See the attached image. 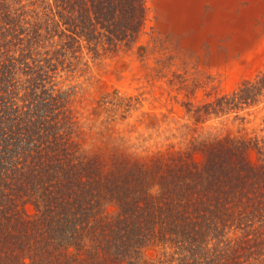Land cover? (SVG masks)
Returning a JSON list of instances; mask_svg holds the SVG:
<instances>
[{
    "label": "trees",
    "instance_id": "obj_1",
    "mask_svg": "<svg viewBox=\"0 0 264 264\" xmlns=\"http://www.w3.org/2000/svg\"><path fill=\"white\" fill-rule=\"evenodd\" d=\"M146 17L145 0H0V264H264V136L86 146L63 76L131 46ZM262 103L264 69L187 114L245 123Z\"/></svg>",
    "mask_w": 264,
    "mask_h": 264
},
{
    "label": "rangeland",
    "instance_id": "obj_2",
    "mask_svg": "<svg viewBox=\"0 0 264 264\" xmlns=\"http://www.w3.org/2000/svg\"><path fill=\"white\" fill-rule=\"evenodd\" d=\"M147 17L131 46L65 74L75 87L86 146L105 152L186 146L193 136H264V103L240 112L246 122L211 116L196 122L188 105L231 93L264 69V0H145ZM130 99L127 118L110 120L99 102L110 94ZM111 97H109L110 99ZM159 251L149 249L147 257Z\"/></svg>",
    "mask_w": 264,
    "mask_h": 264
}]
</instances>
